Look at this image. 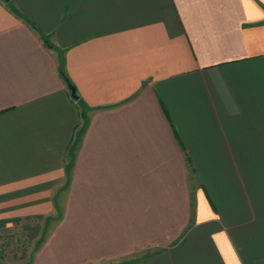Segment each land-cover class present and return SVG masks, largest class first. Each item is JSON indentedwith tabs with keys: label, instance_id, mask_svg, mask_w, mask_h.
I'll list each match as a JSON object with an SVG mask.
<instances>
[{
	"label": "crops",
	"instance_id": "0c3cea01",
	"mask_svg": "<svg viewBox=\"0 0 264 264\" xmlns=\"http://www.w3.org/2000/svg\"><path fill=\"white\" fill-rule=\"evenodd\" d=\"M7 229L30 264H264V0H0Z\"/></svg>",
	"mask_w": 264,
	"mask_h": 264
},
{
	"label": "rangeland",
	"instance_id": "374dc122",
	"mask_svg": "<svg viewBox=\"0 0 264 264\" xmlns=\"http://www.w3.org/2000/svg\"><path fill=\"white\" fill-rule=\"evenodd\" d=\"M30 237V234H23L16 229L1 230L0 259L8 256L11 264H30L31 257L36 249L34 242L28 241Z\"/></svg>",
	"mask_w": 264,
	"mask_h": 264
},
{
	"label": "water",
	"instance_id": "95a60500",
	"mask_svg": "<svg viewBox=\"0 0 264 264\" xmlns=\"http://www.w3.org/2000/svg\"><path fill=\"white\" fill-rule=\"evenodd\" d=\"M5 1H8V0H5ZM69 88H70V90H71V95H72V97L74 98V99H78V96H77V94H76V88H74L73 86H71L70 84H69Z\"/></svg>",
	"mask_w": 264,
	"mask_h": 264
},
{
	"label": "trees",
	"instance_id": "16d2710c",
	"mask_svg": "<svg viewBox=\"0 0 264 264\" xmlns=\"http://www.w3.org/2000/svg\"><path fill=\"white\" fill-rule=\"evenodd\" d=\"M63 73V72H62Z\"/></svg>",
	"mask_w": 264,
	"mask_h": 264
}]
</instances>
